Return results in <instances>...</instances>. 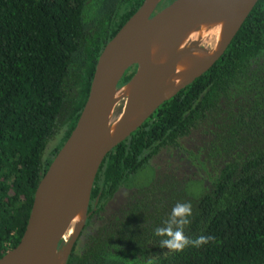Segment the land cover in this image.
Wrapping results in <instances>:
<instances>
[{
    "label": "trees",
    "instance_id": "16d2710c",
    "mask_svg": "<svg viewBox=\"0 0 264 264\" xmlns=\"http://www.w3.org/2000/svg\"><path fill=\"white\" fill-rule=\"evenodd\" d=\"M143 2L0 0V258L25 232L105 45ZM144 171L152 177L139 183ZM178 202L192 205L185 235L213 240L179 253L161 248L154 230ZM149 260L264 264V0L206 73L109 152L66 264Z\"/></svg>",
    "mask_w": 264,
    "mask_h": 264
},
{
    "label": "water",
    "instance_id": "95a60500",
    "mask_svg": "<svg viewBox=\"0 0 264 264\" xmlns=\"http://www.w3.org/2000/svg\"><path fill=\"white\" fill-rule=\"evenodd\" d=\"M162 1L144 0L105 45L79 120L36 189L19 244L0 258V264H56L58 255L66 264L86 223L93 186L109 152L221 58L259 0H172L160 7ZM215 24H222L220 42L202 65L163 80L161 73L143 66L141 57L148 46L164 45ZM134 66L138 82L134 77L126 84L131 96L116 117L118 100L124 97L117 96L119 85ZM158 87L165 89L156 96ZM73 226L76 231L65 243Z\"/></svg>",
    "mask_w": 264,
    "mask_h": 264
},
{
    "label": "bare ground",
    "instance_id": "6f19581e",
    "mask_svg": "<svg viewBox=\"0 0 264 264\" xmlns=\"http://www.w3.org/2000/svg\"><path fill=\"white\" fill-rule=\"evenodd\" d=\"M221 31L222 24H215L190 32L164 45L148 46L141 57V62L151 73H161L160 80L167 76L186 73L208 60L219 45ZM168 65H172V67L166 69ZM134 82H138L137 77H135ZM164 89V87L156 88L155 95H160ZM117 96L129 98L131 96L130 85L122 87ZM117 122L118 119H115L113 130ZM76 227H72L68 237L75 233ZM56 264H63L61 255L57 256Z\"/></svg>",
    "mask_w": 264,
    "mask_h": 264
},
{
    "label": "clouds",
    "instance_id": "9594fccd",
    "mask_svg": "<svg viewBox=\"0 0 264 264\" xmlns=\"http://www.w3.org/2000/svg\"><path fill=\"white\" fill-rule=\"evenodd\" d=\"M192 216L191 203H176L172 208L169 219L165 222L164 227H158L154 230V235L161 237V248L167 249L169 252H183L189 246L200 248L209 243L214 238L212 236H199L191 239L185 235V228L190 225ZM148 264H153L152 260Z\"/></svg>",
    "mask_w": 264,
    "mask_h": 264
},
{
    "label": "rangeland",
    "instance_id": "374dc122",
    "mask_svg": "<svg viewBox=\"0 0 264 264\" xmlns=\"http://www.w3.org/2000/svg\"><path fill=\"white\" fill-rule=\"evenodd\" d=\"M131 73H134V75L132 77V79H133L135 77L136 73H137V69L135 67H133V69L131 70ZM126 103H127V98H125V97H121L118 100V103H117V106H116V109H115V116L116 117H118L121 114V112L123 111L124 106L126 105ZM151 177H152V172L151 171H146V172L144 171L143 173H141L139 175L138 182L140 183L142 181H148V180H150ZM189 187H190L189 190H191L193 192H197V191L201 192L200 185L198 186L196 184H193V185L191 184ZM69 239L70 238L67 237L65 243H67L69 241Z\"/></svg>",
    "mask_w": 264,
    "mask_h": 264
}]
</instances>
